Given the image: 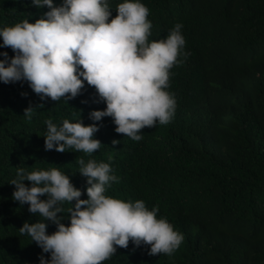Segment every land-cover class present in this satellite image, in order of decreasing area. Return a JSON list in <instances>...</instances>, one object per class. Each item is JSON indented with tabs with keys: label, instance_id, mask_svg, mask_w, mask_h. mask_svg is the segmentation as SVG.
Instances as JSON below:
<instances>
[{
	"label": "trees",
	"instance_id": "16d2710c",
	"mask_svg": "<svg viewBox=\"0 0 264 264\" xmlns=\"http://www.w3.org/2000/svg\"><path fill=\"white\" fill-rule=\"evenodd\" d=\"M142 2L149 8V39L166 36L179 22L187 55L170 69L173 116L141 128L140 140L116 133L105 116L95 122L101 146L93 153L45 150V120L59 124L80 114L83 124L93 123L89 111L105 107L94 87L84 82L74 98L41 101L26 81L0 82V264H36L41 254L17 230L23 221L41 217L11 199L14 186L8 182L15 167H57L83 199L85 178L76 164L81 157L110 163L119 179L106 195L143 199L149 209L157 205V216L183 235L170 255H150L147 245L130 240L136 250L102 264H264V0ZM47 10L30 0H0V26L24 18L33 22ZM0 52L13 54L8 47ZM39 104L26 119L22 110ZM113 139L118 143L111 144ZM54 229L47 224V232Z\"/></svg>",
	"mask_w": 264,
	"mask_h": 264
},
{
	"label": "clouds",
	"instance_id": "9594fccd",
	"mask_svg": "<svg viewBox=\"0 0 264 264\" xmlns=\"http://www.w3.org/2000/svg\"><path fill=\"white\" fill-rule=\"evenodd\" d=\"M30 3L48 10L33 22L24 18L0 26V47L13 53L9 57L0 52V82L26 81L41 101H67L86 82L105 105L89 111L93 123L83 124L80 114L59 124L45 120V150L71 148L86 155L93 153L101 146L94 137L99 127L95 122L105 116L111 117L116 133L133 140L141 139V128L171 119L176 102L168 90L170 69L182 62L179 57L187 55L181 23H175L166 36L150 40L149 8L142 0ZM37 107L43 105L25 107V118L31 119ZM76 164L77 172L85 178L83 199L81 189L57 167L29 170L17 165L8 182L14 186L11 199L27 204L29 213L41 217L31 223L25 220L17 228L39 247L36 264L107 263L120 252L136 250L128 246L130 240L134 246L147 245L150 255H170L179 246L182 233L165 216H157V205L149 209L143 199L106 195L111 182L119 179L110 163L81 157ZM64 203L70 205L66 210ZM64 214L67 225L61 222ZM48 223L55 225L50 233L46 231Z\"/></svg>",
	"mask_w": 264,
	"mask_h": 264
}]
</instances>
